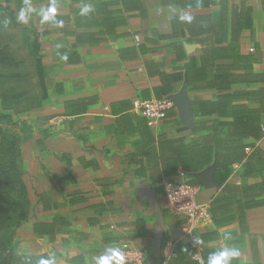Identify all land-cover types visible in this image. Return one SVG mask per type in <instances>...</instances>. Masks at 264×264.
<instances>
[{
  "label": "crops",
  "instance_id": "obj_1",
  "mask_svg": "<svg viewBox=\"0 0 264 264\" xmlns=\"http://www.w3.org/2000/svg\"><path fill=\"white\" fill-rule=\"evenodd\" d=\"M179 1L26 0L46 98L22 120L31 127L22 145L30 211L16 230L17 254L45 255L54 264H98L103 256L111 257L110 264H131L119 261L126 245L144 251L145 261L154 256L157 216L136 195L137 188L146 182L161 207L162 183L183 174L180 166L162 173L167 157L162 145L180 138L189 142L199 120L194 104L248 89V73L264 76V0H209L207 6L183 0L187 7ZM7 3L0 0L2 7ZM86 7L91 11L83 13ZM244 7L251 10L248 22ZM232 48L253 59L250 69L234 63ZM215 67L227 77L226 92L213 87ZM255 82L264 87V81ZM152 98H175L182 108L173 104L163 122L150 127L135 105ZM261 130L259 141L247 143L264 152V116ZM211 168L218 186L204 188L194 175ZM215 168L184 175L200 187L198 199L208 207L224 186L214 180ZM242 173V165L234 163L225 184L261 181ZM245 202L253 206L245 210V222L216 225L212 220L197 230L203 243L197 259L181 233L183 221L163 212L161 254L171 244L169 264H208L212 253L229 247L240 253L231 264H264V194ZM39 223L53 231L36 236L32 226Z\"/></svg>",
  "mask_w": 264,
  "mask_h": 264
},
{
  "label": "trees",
  "instance_id": "obj_2",
  "mask_svg": "<svg viewBox=\"0 0 264 264\" xmlns=\"http://www.w3.org/2000/svg\"><path fill=\"white\" fill-rule=\"evenodd\" d=\"M194 2L202 6L210 3L209 0H194ZM8 3L6 7L0 5V25L5 22L4 16H9L15 21L14 12L7 9ZM178 3L182 7H187L183 0ZM189 5L191 3H188ZM243 10L245 22H248L251 10L247 7ZM15 24L18 26L16 22ZM234 29L238 30L237 21ZM235 38L237 39L236 36ZM228 53L235 64L239 62L243 66L245 63V70L251 68L253 62L251 57L240 56L233 48L228 49ZM5 56L8 55L0 50V70L5 66L11 69ZM201 71H205V68L200 69L199 72ZM213 71H216L212 76L213 87L228 91L227 77L225 75L222 77L221 68L215 67ZM38 74L42 77L40 84L43 95L40 101L35 96L28 98L26 95L0 93V264H39L41 259H48L45 255L22 256L16 253V230L28 221L30 208L22 174V145L30 138L31 127L25 121H14L11 113H5V111L16 112L14 107L23 103L26 104L21 112H26L31 107H40L46 98L43 82L44 67L41 64L38 67ZM230 75L231 78H235L234 75ZM248 78L246 83L248 85L251 83L248 89L229 90V93L224 94L214 103L203 102L192 106L194 117L199 120L191 130L189 142L186 143L185 138H180L166 143L165 146L162 145V152L167 151V157L164 159L163 156L162 161L164 175L172 174L180 166L183 175L190 176L215 164L214 180L219 185H224L220 194L209 204L210 214L216 225L232 219L245 222V210L253 207L251 202L245 201H251L264 194V152L254 144L247 143V140L257 142L263 137L261 124L264 116V87H255L254 83L256 80L264 81V76L248 73ZM6 80L0 77V86ZM189 80L191 81V78ZM251 104L258 105V108H249ZM220 119L226 121L220 122ZM220 127H225L226 131L220 132ZM246 149L249 150L248 153L245 152ZM234 163L242 165V177L259 178L260 183L244 187L225 184L232 173ZM153 181L159 183L160 179ZM32 230L36 236H40L53 231V228L49 224L39 223L34 224Z\"/></svg>",
  "mask_w": 264,
  "mask_h": 264
},
{
  "label": "built area",
  "instance_id": "obj_3",
  "mask_svg": "<svg viewBox=\"0 0 264 264\" xmlns=\"http://www.w3.org/2000/svg\"><path fill=\"white\" fill-rule=\"evenodd\" d=\"M252 51V50H250ZM173 107V102L169 98L155 99L137 102L136 112L140 113L148 122L150 127L163 122L165 112ZM163 186V203L161 209L167 215L183 221L181 233L188 238L194 250L195 259L200 257V249L203 243L194 244V240L201 239L197 234L199 228H204L212 223V217L207 204L199 201L201 189L189 183L183 174L174 179H166ZM172 245L170 244L160 256L159 262L155 264H168L173 257ZM122 258V259H121ZM144 251L131 250L126 245L123 246L119 256V261L131 264H146Z\"/></svg>",
  "mask_w": 264,
  "mask_h": 264
},
{
  "label": "rangeland",
  "instance_id": "obj_4",
  "mask_svg": "<svg viewBox=\"0 0 264 264\" xmlns=\"http://www.w3.org/2000/svg\"><path fill=\"white\" fill-rule=\"evenodd\" d=\"M8 2L7 9L14 12L15 21L9 16H4L5 22L0 25V50L8 55L5 56V60L11 69L5 66V69L0 70L2 74L0 77L7 79L0 86V93L26 95L28 98L35 96L40 101L43 95L40 84L42 77L38 74L41 60L38 56L36 39L31 33L30 20L26 12L27 2L26 0H8ZM44 102L43 100L40 106ZM24 104L26 103L14 107L16 112L5 111V113H11L14 121L20 122L39 108L31 107L28 111L21 112Z\"/></svg>",
  "mask_w": 264,
  "mask_h": 264
},
{
  "label": "water",
  "instance_id": "obj_5",
  "mask_svg": "<svg viewBox=\"0 0 264 264\" xmlns=\"http://www.w3.org/2000/svg\"><path fill=\"white\" fill-rule=\"evenodd\" d=\"M173 104H176L180 109L182 108V103L175 98H170ZM213 169H207L200 173L194 175L197 182L204 188L217 187L218 185L212 180ZM136 195L140 198L142 202H147L149 205V210L156 214L157 221L154 227V236L151 242V247L154 256L146 260V264H155L159 262L161 256V241L163 236L164 226V214L163 210L159 206L157 199L153 192L151 191L149 185L146 182H141L137 188Z\"/></svg>",
  "mask_w": 264,
  "mask_h": 264
},
{
  "label": "clouds",
  "instance_id": "obj_6",
  "mask_svg": "<svg viewBox=\"0 0 264 264\" xmlns=\"http://www.w3.org/2000/svg\"><path fill=\"white\" fill-rule=\"evenodd\" d=\"M89 11H91V9L87 7L82 10L83 13H87ZM201 242L202 241H200L199 239L194 240V244H199ZM113 252L115 251L113 250ZM239 255L240 253L238 249L226 247L223 250L212 253L208 260V264H231L232 259L238 257ZM110 260V256H103L99 259L98 264H110ZM39 264H54V258L41 259L39 261Z\"/></svg>",
  "mask_w": 264,
  "mask_h": 264
}]
</instances>
